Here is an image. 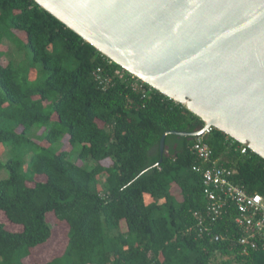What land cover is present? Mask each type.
I'll list each match as a JSON object with an SVG mask.
<instances>
[{
  "label": "trees",
  "instance_id": "obj_1",
  "mask_svg": "<svg viewBox=\"0 0 264 264\" xmlns=\"http://www.w3.org/2000/svg\"><path fill=\"white\" fill-rule=\"evenodd\" d=\"M5 41H23L46 77L19 83L11 64H0V152H16L0 161V264H25L60 223L62 252L33 264H214L216 257L264 264V251L243 253L230 214L198 235L206 202L192 170L201 164L190 149L195 137L167 134L159 150L164 132L200 130L198 117L109 63L32 0H0V58ZM97 68L109 83L94 80ZM52 118L41 144L26 136ZM61 137L80 145L75 159L48 150ZM203 141L235 182L264 197L263 159L215 128Z\"/></svg>",
  "mask_w": 264,
  "mask_h": 264
},
{
  "label": "water",
  "instance_id": "obj_2",
  "mask_svg": "<svg viewBox=\"0 0 264 264\" xmlns=\"http://www.w3.org/2000/svg\"><path fill=\"white\" fill-rule=\"evenodd\" d=\"M99 54L264 160V0H32Z\"/></svg>",
  "mask_w": 264,
  "mask_h": 264
},
{
  "label": "built area",
  "instance_id": "obj_3",
  "mask_svg": "<svg viewBox=\"0 0 264 264\" xmlns=\"http://www.w3.org/2000/svg\"><path fill=\"white\" fill-rule=\"evenodd\" d=\"M93 77L99 84L110 81V78H101L100 68L95 70ZM210 130L207 128L201 136L195 137L190 148L201 163L193 166L192 170L201 176L202 195L206 202L204 214L198 216V235L207 230L209 221L214 222L222 215L230 214L232 222L241 231L237 244L243 253L247 250L264 251V197L247 193L234 181V171L212 158L211 149L203 141V136ZM240 152L244 153L245 149L241 148ZM219 239L214 236L215 241Z\"/></svg>",
  "mask_w": 264,
  "mask_h": 264
},
{
  "label": "rangeland",
  "instance_id": "obj_4",
  "mask_svg": "<svg viewBox=\"0 0 264 264\" xmlns=\"http://www.w3.org/2000/svg\"><path fill=\"white\" fill-rule=\"evenodd\" d=\"M17 36L19 39L23 38L21 34H17ZM22 42L16 43L14 41H9V42L5 41V43L2 45L5 51L3 56L0 58V64L6 65L7 63H10L15 71L16 78L19 83L21 82H27L28 84L40 83L46 77V72L43 70L41 64L39 63L31 64L30 52L28 49L23 47ZM54 123L55 120L52 118L46 124L40 126H34L27 133L26 136L31 138L36 143L41 144L40 142L43 135L51 127L54 126ZM63 137H61L57 142L53 143L52 145H49L48 150L50 152L66 150L70 152L69 158L73 160L75 159V156L79 151L80 145L79 144L70 145L67 142H65ZM2 148L3 149L0 152V161H3L5 158H10V157L12 158L16 156V152L11 151L9 147H2ZM30 157L31 154L23 159L24 164L28 163ZM91 165L92 163H90V166L87 167V169H89ZM3 176H6L5 172L0 173V179L3 178ZM101 181H102V177L98 179V182ZM65 230L66 229L63 224L61 223L57 225L54 224L52 237L47 241V243L44 246L32 251L30 256L24 261L25 264L43 263L51 259L52 257L59 255L62 252L63 247L65 245V236H64ZM225 259L226 258L216 257L214 264H221V261Z\"/></svg>",
  "mask_w": 264,
  "mask_h": 264
}]
</instances>
